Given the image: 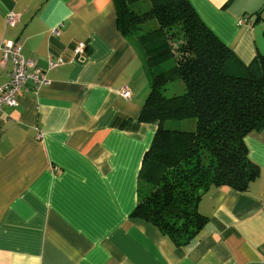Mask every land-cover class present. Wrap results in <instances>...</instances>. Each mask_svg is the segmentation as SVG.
Listing matches in <instances>:
<instances>
[{
  "label": "crops",
  "instance_id": "1",
  "mask_svg": "<svg viewBox=\"0 0 264 264\" xmlns=\"http://www.w3.org/2000/svg\"><path fill=\"white\" fill-rule=\"evenodd\" d=\"M187 1L241 64L264 54V0ZM5 41L48 84L0 111V264H264V130L244 139L258 177L245 192L209 190L205 225L176 247L130 217L156 126L138 119L149 82L112 0H0ZM48 56L64 63L48 70Z\"/></svg>",
  "mask_w": 264,
  "mask_h": 264
},
{
  "label": "trees",
  "instance_id": "2",
  "mask_svg": "<svg viewBox=\"0 0 264 264\" xmlns=\"http://www.w3.org/2000/svg\"><path fill=\"white\" fill-rule=\"evenodd\" d=\"M112 2L149 82L138 119L156 126L130 217L186 246L206 223L198 204L209 190L245 192L259 175L244 139L264 130V54L241 64L187 0Z\"/></svg>",
  "mask_w": 264,
  "mask_h": 264
},
{
  "label": "built area",
  "instance_id": "3",
  "mask_svg": "<svg viewBox=\"0 0 264 264\" xmlns=\"http://www.w3.org/2000/svg\"><path fill=\"white\" fill-rule=\"evenodd\" d=\"M13 24L14 16L9 15L7 25L12 26ZM84 51L85 44L78 43L72 53L74 56L80 57L84 55ZM47 62L48 70L64 63L62 58H52L51 56H48ZM7 63H10L11 67L7 81L0 84V111L4 107L13 106L15 99L27 91V84H30L35 92L48 84L45 71L37 68L35 62L24 59L20 53V46L15 42L5 41L0 44V68H4ZM118 94L125 100L131 96L126 87L118 90Z\"/></svg>",
  "mask_w": 264,
  "mask_h": 264
},
{
  "label": "rangeland",
  "instance_id": "4",
  "mask_svg": "<svg viewBox=\"0 0 264 264\" xmlns=\"http://www.w3.org/2000/svg\"><path fill=\"white\" fill-rule=\"evenodd\" d=\"M148 7H149L148 2H145L141 6V10L143 11V10L147 9ZM178 84L179 83H171V84H168L166 86V91L164 92V95L167 96V97H169V96H171L173 94H177L178 92H176V91H177V88H178Z\"/></svg>",
  "mask_w": 264,
  "mask_h": 264
}]
</instances>
